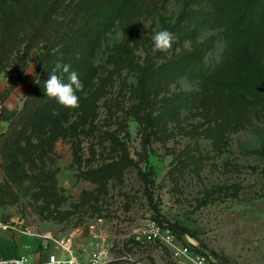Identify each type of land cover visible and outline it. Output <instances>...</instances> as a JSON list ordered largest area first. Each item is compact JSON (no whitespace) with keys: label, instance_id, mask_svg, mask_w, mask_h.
<instances>
[{"label":"rangeland","instance_id":"rangeland-1","mask_svg":"<svg viewBox=\"0 0 264 264\" xmlns=\"http://www.w3.org/2000/svg\"><path fill=\"white\" fill-rule=\"evenodd\" d=\"M90 1L68 0L64 11L82 9ZM218 5V0H128L124 18L106 35L93 59L98 75L78 108L86 112L87 121L78 124L71 117L69 123L74 121L76 129L54 143L53 164L47 168L54 172L59 204L46 208L42 201H33L26 181L18 193L20 201L0 207V217L21 221L38 234L71 239L83 263L103 249L108 252L104 264H192L159 242L145 241L143 234L150 227L169 224L193 237L196 245L190 248V257L204 255L210 264H264V101L256 106L257 116L235 131L227 120L226 97L176 102L200 92L197 82L183 77L156 88V80L150 86L155 101L152 134L147 148L142 146L149 129L144 112L136 108L135 88L139 69L157 54L153 34L175 24L182 11L189 13L160 61L211 38L215 48L206 54L205 63L210 72L216 71L226 42L217 30H198L193 13L213 14ZM65 12L56 16V28ZM23 16L33 17L0 0V30ZM116 47L128 59L118 67L106 63ZM34 61L32 54L21 75V92L12 100L19 109L37 81ZM3 83L6 88L8 76L0 72V88ZM114 140L149 175L159 214L149 205L134 166L127 164L104 182L87 178L88 171L118 160ZM4 166L0 156V185L8 182L16 191ZM86 192L91 194L81 198ZM169 229L176 245L186 246L189 235ZM47 247L58 253L53 245Z\"/></svg>","mask_w":264,"mask_h":264},{"label":"trees","instance_id":"trees-1","mask_svg":"<svg viewBox=\"0 0 264 264\" xmlns=\"http://www.w3.org/2000/svg\"><path fill=\"white\" fill-rule=\"evenodd\" d=\"M67 1L7 0L12 9L29 11L33 17L23 16L21 21L13 22L15 27L12 24L10 27L2 25L1 29L6 31L0 30V72L8 76L9 80L8 86L0 91V121L7 123L8 130L0 133V156L4 160V170L9 180L18 186L15 191L8 182L0 185V207L17 204L21 198L19 190L26 181L33 201H42L46 208L59 204L54 172L47 168V164H53L54 143L76 129L77 124L74 125V121L69 123L70 118L75 116L78 124H82L87 121L83 119L87 114L78 109L80 105L76 109H68L48 98L43 88L44 82L49 78L57 59H62L78 73L84 85L83 91L77 93L81 101L98 75L93 59L106 35L124 18L128 8V0H91L82 9L73 7L65 12ZM218 3V12L193 13L199 24L198 30H217L226 42L216 71L210 72L205 63L206 54L215 48L211 38L183 50L167 61H160V54L164 53H157L139 69L135 88L138 99L136 108L144 112L145 125L149 129L142 140L144 150L152 134L150 112L155 101L151 100L150 86L156 80V88L183 77L197 82L200 92L190 93L176 102L217 94L226 97L225 109L230 110L227 120L235 131L241 123H247L257 116L256 106L264 101V0H218ZM62 11L65 16L60 21L61 26L56 28L53 23L58 21L56 16ZM187 16L189 13L182 11L175 24L162 30L177 34ZM34 50L36 53H32ZM32 54H35L37 81L20 109H8L3 104L21 84V75ZM126 62L128 59L118 52V47L106 59V63L114 67ZM235 64L238 67H234ZM163 101L170 99L165 98ZM212 121L216 122L214 117ZM112 143L117 156L120 152L118 160L88 171L87 178L104 182L109 177L118 176L127 164L134 166L144 185L149 205L159 214L153 201L149 175L129 159L123 144L115 140ZM89 194L91 192L83 193L81 198ZM167 226L161 224L160 228L170 231V227H175L193 239L186 229ZM185 245L192 248L188 242Z\"/></svg>","mask_w":264,"mask_h":264},{"label":"built area","instance_id":"built-area-1","mask_svg":"<svg viewBox=\"0 0 264 264\" xmlns=\"http://www.w3.org/2000/svg\"><path fill=\"white\" fill-rule=\"evenodd\" d=\"M90 230L94 229V225L89 226ZM17 232L25 236L37 238L47 243V245H53L54 249L60 253H48L44 260H40L35 264H69L73 257H76L79 264H97L99 258L106 254L102 264L108 259V252L100 249L92 253L86 263H83L76 250L73 248L71 239L64 237L52 236L50 234H38L33 228L27 227L23 222L15 220H4L0 217V232ZM145 241L149 243L159 242L161 245L168 247L175 256H182L185 260L190 261L192 264H210L204 255H195V257L189 256L190 248L188 246H177L173 240L172 233L167 229H162L158 226L150 227L144 234ZM0 264H32L29 258L24 255L15 256L8 259L0 257Z\"/></svg>","mask_w":264,"mask_h":264},{"label":"clouds","instance_id":"clouds-1","mask_svg":"<svg viewBox=\"0 0 264 264\" xmlns=\"http://www.w3.org/2000/svg\"><path fill=\"white\" fill-rule=\"evenodd\" d=\"M174 40V34L168 30L155 32L152 36L153 53L168 52ZM43 88L46 96L55 100L60 106L76 109L79 107L80 100L77 93L83 91L84 85L79 79L78 73L72 70L70 64L64 63L62 59H57L51 69L49 78L44 82ZM105 256L106 254L99 258L97 264H102ZM69 264H79V261L76 257H73Z\"/></svg>","mask_w":264,"mask_h":264},{"label":"crops","instance_id":"crops-1","mask_svg":"<svg viewBox=\"0 0 264 264\" xmlns=\"http://www.w3.org/2000/svg\"><path fill=\"white\" fill-rule=\"evenodd\" d=\"M0 88L5 87L4 83ZM21 90V84L10 94L8 99L4 102V106L8 109H12L15 103L12 101L17 98ZM23 90V89H22ZM7 129V123L0 121V133ZM42 248V250H39ZM50 249L47 247V243L37 238L28 237L17 232H0V257L3 259L12 258L15 256L24 255L29 258L32 264L38 263L40 260H44Z\"/></svg>","mask_w":264,"mask_h":264},{"label":"water","instance_id":"water-1","mask_svg":"<svg viewBox=\"0 0 264 264\" xmlns=\"http://www.w3.org/2000/svg\"><path fill=\"white\" fill-rule=\"evenodd\" d=\"M186 240L191 246H195L196 245L195 241L191 237L186 236Z\"/></svg>","mask_w":264,"mask_h":264}]
</instances>
